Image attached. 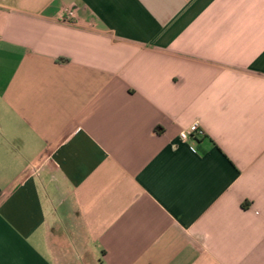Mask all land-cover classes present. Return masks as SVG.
<instances>
[{"label":"crops","instance_id":"1","mask_svg":"<svg viewBox=\"0 0 264 264\" xmlns=\"http://www.w3.org/2000/svg\"><path fill=\"white\" fill-rule=\"evenodd\" d=\"M0 264H264V0H0Z\"/></svg>","mask_w":264,"mask_h":264},{"label":"built area","instance_id":"2","mask_svg":"<svg viewBox=\"0 0 264 264\" xmlns=\"http://www.w3.org/2000/svg\"><path fill=\"white\" fill-rule=\"evenodd\" d=\"M57 20L63 24L76 25V10L73 7H65L59 13ZM201 136H203V132L200 130L198 123H193L188 129L179 133V139L184 142L190 139H198Z\"/></svg>","mask_w":264,"mask_h":264}]
</instances>
